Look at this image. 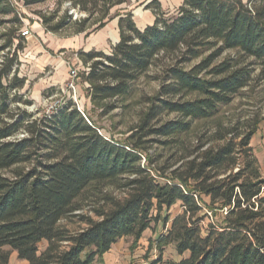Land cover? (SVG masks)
<instances>
[{
	"label": "trees",
	"instance_id": "1",
	"mask_svg": "<svg viewBox=\"0 0 264 264\" xmlns=\"http://www.w3.org/2000/svg\"><path fill=\"white\" fill-rule=\"evenodd\" d=\"M46 1L16 0L25 6ZM127 1L114 0L113 6ZM147 9L156 20L144 30L131 14L120 17V41L109 54L79 52L89 66L82 77L94 105L129 96L131 84L162 59L176 63L166 69V83L147 116L152 120L165 111L210 119L249 85L250 66L257 64L264 79V0H184L170 18L159 1L151 0ZM108 22L92 31L86 21L74 23V34L89 37ZM23 26L16 3L0 0V264L10 263L6 247L28 264L102 262L121 239L139 242L164 211L167 231L158 246L174 245L187 256L162 264H264V177L251 145L259 122L240 144L232 138L217 147L203 146L194 160L167 176L142 146L104 136L72 101L52 114L29 110L34 101L23 93L28 80L20 76ZM211 50L197 68H184ZM228 51L253 62L232 58L213 67ZM209 70L210 79L200 76ZM57 93L53 87L43 96ZM183 93L200 98H163ZM190 127L174 121L155 132L172 137ZM110 188L124 198L113 196ZM92 198L102 205L85 212ZM176 206L181 212L171 218ZM74 219L76 229L69 226Z\"/></svg>",
	"mask_w": 264,
	"mask_h": 264
},
{
	"label": "rangeland",
	"instance_id": "2",
	"mask_svg": "<svg viewBox=\"0 0 264 264\" xmlns=\"http://www.w3.org/2000/svg\"><path fill=\"white\" fill-rule=\"evenodd\" d=\"M114 0H47L46 2L34 6H25L19 3L17 8L24 16V26L20 31L26 27L31 29L30 39L43 46V49L52 56L66 57L67 62L72 68L77 70L79 79L77 81V103L72 99V93L64 87L58 85L59 93L53 97L43 96L44 88L48 86L51 80L59 78V73L54 69L46 68L37 61V56L31 54L27 49L20 52V76L26 77L28 84L23 90L29 100L34 101V105L29 107L30 111L37 109L44 113L52 111L53 107L60 104L72 101L77 108L85 113L95 125L100 129L101 133L121 143L139 144L152 158L154 167L161 169V173L171 176V173L179 168H183L188 161L194 160L199 154V150L203 147H217L226 144L229 139L234 138L235 144H240L244 136L252 128V125L259 122L260 126L255 139L252 140L251 145L254 153L258 159L262 175L264 177V79L260 78V67L255 64L250 66L252 69V76L249 85L243 89L232 101L231 104L220 106L219 111L210 119L207 120H191L182 117L176 113L162 112L156 119H148L157 97H160V92L166 83V69L168 66L175 64V61L162 59L154 66L148 73L141 76L137 81L131 84V93L127 97H118L97 104H93L88 92L89 85L84 81L82 75L87 71L89 66L84 65L82 60L76 53H63L62 50L52 51L48 47L50 43H43L39 37V32H44L53 40L73 37L76 31L74 23L86 21L88 30L92 31L97 28L100 23L111 22L120 17H125L127 14L133 16L135 23L141 26L146 25L155 17L153 11L147 9V5L151 0L138 2L137 0H128L125 4L113 6ZM164 2L162 4V12L166 14L167 18L177 15L183 0H155ZM248 3L249 0H243ZM146 5V7H145ZM141 12L140 18L137 13ZM49 20L48 24H44V20ZM142 20V21H141ZM66 22L68 25L57 32L53 28ZM3 30L0 29V32ZM98 32V31H97ZM95 32V33H97ZM94 33V34H95ZM1 44V43H0ZM214 50L205 53L199 59L186 64L184 68L191 70L197 68L205 59L213 54ZM235 59L237 62H244L249 65L253 62L252 59L242 61L236 51H228L219 57L214 63L218 66L220 63ZM243 65V64H242ZM241 65V66H242ZM211 70V69H210ZM209 71L203 72L200 76L210 79ZM69 79V77H68ZM68 81V80H67ZM162 98V97H161ZM166 100L173 101H193L199 99L200 96L196 93H183L177 97H163ZM145 120L149 123L144 126ZM183 122L191 123L190 130L187 133L166 137L155 132L156 129L162 128L169 122ZM224 138V139H221ZM191 154L193 156H191ZM190 156V157H189ZM143 164H146V159L143 157ZM113 196L124 198L123 192L114 189H108ZM98 198L89 200L90 204L85 212H90L91 208L99 207ZM95 204V205H94ZM181 212L179 206L171 209V218L175 217ZM158 215L156 212L153 214ZM164 211L158 220H156L152 228L143 235L144 247L141 252L138 251V242L134 238L128 237V252L133 255L126 259H122L121 264H161L166 261H178L186 256H180L174 245H167L160 248L158 240L160 235L165 231ZM94 218L97 219L95 214ZM211 217V216H210ZM77 219L69 226L76 229ZM209 220L206 221V224ZM169 223L167 226H170ZM43 246V245H42ZM6 252L10 253L9 264H23V261L18 258L16 252L11 248L6 247ZM100 263V262H99Z\"/></svg>",
	"mask_w": 264,
	"mask_h": 264
},
{
	"label": "crops",
	"instance_id": "3",
	"mask_svg": "<svg viewBox=\"0 0 264 264\" xmlns=\"http://www.w3.org/2000/svg\"><path fill=\"white\" fill-rule=\"evenodd\" d=\"M163 3L164 2H160L162 8H163L162 6ZM137 15H139L138 18H140L142 14L141 12H139L137 13ZM155 20L156 17H153L150 20V22H148L144 26H141L137 22L136 25L140 30H144L147 26L153 25ZM29 37L25 38L28 40L29 43L28 44L29 48L27 49V51L29 50L31 54H35L37 56L36 57L37 61L35 63H40V65L46 68L50 67L51 69H54L56 67V72L59 73L58 75L59 78H55L54 80H51V82H49L50 84L46 86L43 91L45 92L46 90L53 87L58 88V85L64 87L68 80L69 71H70V64L67 62V58L66 57L61 58L60 56H56V57L52 56V54L48 53L43 49L42 45L37 44V42L31 40ZM39 37L41 38L43 43L51 44L48 47L50 50L52 51L62 50V54L66 52L67 53L72 52V53H76V55L78 56L79 52L81 51L86 53L91 51H98L109 54L112 51L113 47H115L120 41L119 19L106 23V26L103 29L99 30L95 34L94 33L91 34L89 37H87V35L84 33V34L74 35L73 37L53 40V38L48 37L42 31L39 32ZM27 40L25 41V43H27ZM256 135L253 137V139H255ZM166 231L167 229L163 233H166ZM127 239L128 238L121 239L116 244H114L110 252L104 255L102 262L100 263L95 262L94 264H121L122 259H126L131 255H133L131 252H128ZM144 241L145 239L142 238L138 242L137 252H141L142 248L145 245ZM23 264H28V262L23 261Z\"/></svg>",
	"mask_w": 264,
	"mask_h": 264
},
{
	"label": "built area",
	"instance_id": "4",
	"mask_svg": "<svg viewBox=\"0 0 264 264\" xmlns=\"http://www.w3.org/2000/svg\"><path fill=\"white\" fill-rule=\"evenodd\" d=\"M13 1L16 3V5H19V3L16 2V0H13ZM21 35L25 38L29 37L31 35V29L29 27H26L24 30H22ZM78 79H79V75H78L77 70H75L74 68L70 66L69 79L66 84V89L68 90V92L72 93L71 97L75 101V103H77V81ZM61 105L62 104H60L59 106L53 107L52 111L48 112V114H52L55 111H57Z\"/></svg>",
	"mask_w": 264,
	"mask_h": 264
}]
</instances>
